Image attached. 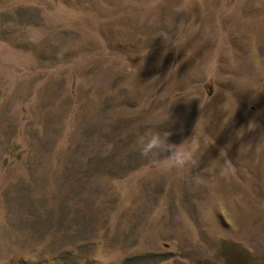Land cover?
Here are the masks:
<instances>
[{
	"label": "rangeland",
	"instance_id": "obj_1",
	"mask_svg": "<svg viewBox=\"0 0 264 264\" xmlns=\"http://www.w3.org/2000/svg\"><path fill=\"white\" fill-rule=\"evenodd\" d=\"M0 264H264V0H0Z\"/></svg>",
	"mask_w": 264,
	"mask_h": 264
},
{
	"label": "clouds",
	"instance_id": "obj_2",
	"mask_svg": "<svg viewBox=\"0 0 264 264\" xmlns=\"http://www.w3.org/2000/svg\"><path fill=\"white\" fill-rule=\"evenodd\" d=\"M218 70V63L213 60L210 62L209 71L215 72ZM168 132H153L146 140H144L140 147V155L149 160L156 166L172 169H182L186 165H196L198 159L196 156L198 145L193 138L183 141L180 144H174L169 142ZM224 154V167L221 170V174L226 172H234L235 168L232 162L226 158Z\"/></svg>",
	"mask_w": 264,
	"mask_h": 264
}]
</instances>
